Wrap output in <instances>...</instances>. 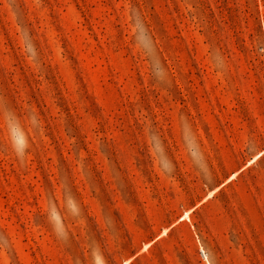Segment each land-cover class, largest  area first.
Here are the masks:
<instances>
[{
	"label": "rangeland",
	"instance_id": "obj_1",
	"mask_svg": "<svg viewBox=\"0 0 264 264\" xmlns=\"http://www.w3.org/2000/svg\"><path fill=\"white\" fill-rule=\"evenodd\" d=\"M0 264H264V0H0Z\"/></svg>",
	"mask_w": 264,
	"mask_h": 264
},
{
	"label": "clouds",
	"instance_id": "obj_2",
	"mask_svg": "<svg viewBox=\"0 0 264 264\" xmlns=\"http://www.w3.org/2000/svg\"><path fill=\"white\" fill-rule=\"evenodd\" d=\"M8 120H9L10 139L13 149L16 151L17 155L22 158L24 153L27 151V147H28L27 139L24 136L23 131L20 129V126L16 123V121L14 120L11 114H9ZM73 206H74V202H73ZM70 210H75V209L73 207L70 208ZM49 215L54 229L57 231L58 235H61L62 222L57 220V214L55 213V211H50Z\"/></svg>",
	"mask_w": 264,
	"mask_h": 264
}]
</instances>
